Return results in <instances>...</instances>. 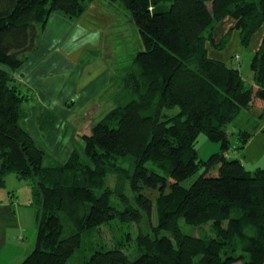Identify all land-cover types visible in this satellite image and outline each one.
<instances>
[{
  "label": "trees",
  "instance_id": "trees-1",
  "mask_svg": "<svg viewBox=\"0 0 264 264\" xmlns=\"http://www.w3.org/2000/svg\"><path fill=\"white\" fill-rule=\"evenodd\" d=\"M92 1L0 0V187L15 174L30 184L37 207L35 246L20 264H70L86 233L115 220L139 224L141 208L149 217L156 208L158 223L137 235L135 258L115 243L74 264H264V168L229 157L253 134L231 125L244 110L264 108V35L252 84L207 48L224 49L233 30L248 48L264 28V0H109L128 11L144 48L118 83L115 108L66 161L46 165L47 151L24 125L28 95L13 72L37 49L53 14L75 21ZM226 18L235 24L217 41ZM201 135L220 143L206 161ZM125 183L139 207L127 203ZM147 189L159 192L156 200ZM182 222L199 235L184 232Z\"/></svg>",
  "mask_w": 264,
  "mask_h": 264
},
{
  "label": "crops",
  "instance_id": "crops-1",
  "mask_svg": "<svg viewBox=\"0 0 264 264\" xmlns=\"http://www.w3.org/2000/svg\"><path fill=\"white\" fill-rule=\"evenodd\" d=\"M54 18L56 19L52 22ZM57 22L71 23L60 15H52L44 32L41 34L37 49L17 71L13 72L15 80L20 85L21 90L28 95L25 101L26 108L29 106L27 109L35 114L30 117L31 119H27V129L39 146L42 144L45 147H50L49 149H53L55 152H58L62 145L60 140H56V136H58L56 132L61 128L59 119L63 120L62 126L65 120L68 121L65 126L64 135L68 126L72 128L74 134L79 132L81 127L76 124L78 120H73L75 124H72L69 120L75 115L79 118L81 115L78 116L77 114H80L82 111L88 112L84 116H91L92 119H98L96 114L100 109L95 111L96 109L93 105L99 101V95H102L101 92L104 93L107 91L106 86L109 85L107 81L110 83L112 81V74L107 69L109 67L108 63L101 55H97L98 60L87 59L84 61V64L88 65L87 67L93 69L88 70L86 68L84 69V65L81 64L85 54L74 58L67 56L59 49V44H55L53 41L54 35H52L53 29H51V26ZM234 24V20L226 18L215 30V39L220 41L233 28ZM218 28L219 35H221L220 38L217 37ZM263 35L264 28L253 37L250 46L245 49L252 50V52L256 53L261 46ZM257 36L260 37L255 42ZM232 39L241 46L235 48L234 51L228 49ZM207 48L214 47L211 44H207ZM241 48L244 47L241 42L240 31L233 30L231 39L225 48L222 50L214 49L225 52L223 61L230 64L232 57L238 55L236 50H241ZM215 55L218 56L217 52H213L212 55L209 54L213 58L217 57ZM104 76L106 78L102 79ZM71 77L73 78L69 80ZM69 85L79 92V101H74V107L68 104L69 99L73 100L74 98L72 97L75 95L74 90L69 93L72 91L69 89ZM61 87L63 88L61 89ZM65 88H67L66 92H64ZM34 92L37 93V100L35 99L36 96L34 97L33 95ZM79 110L80 112H78ZM245 111L247 116L245 122L247 128L251 127L253 136L247 146L242 150L241 157L239 158L244 164H251L253 165L252 169H256L261 167L259 165H261V160L264 158V108L251 107ZM81 118L83 117L79 119L81 120ZM254 122H256L255 125ZM83 127L85 128L84 134L89 133L92 128L89 130L88 123ZM243 130H246V128ZM37 137H39L40 141H44V143L39 144ZM70 144L71 149L65 153L66 157L64 161L67 160L75 147V137L71 138ZM41 147L45 149L43 146ZM28 185L29 183L27 181L20 180L17 176L14 177L10 174L6 177L5 187H0V264H20L35 246L38 229L36 218L37 207L33 203L31 186L27 189ZM231 264L244 263L238 261Z\"/></svg>",
  "mask_w": 264,
  "mask_h": 264
},
{
  "label": "rangeland",
  "instance_id": "rangeland-1",
  "mask_svg": "<svg viewBox=\"0 0 264 264\" xmlns=\"http://www.w3.org/2000/svg\"><path fill=\"white\" fill-rule=\"evenodd\" d=\"M54 15V14H53ZM58 15V14H55ZM54 18L52 22L55 20ZM71 23H64V22H57L51 26L53 29V41L55 44H59V49L66 54L67 56L78 58L80 55H84V59L82 58L81 64L84 65V69L93 70L91 67H87V64H84V61L87 59H97V55H101L102 58L106 59L108 63L109 72L112 74V81L113 83H109L106 86V92L99 95V101L93 105L95 107V111L97 112V118H101L103 115L107 114L109 110L115 108L117 100H115V96L119 93L118 83L121 81L122 77L126 73L125 70L128 68L133 60L134 57L138 54L139 51L143 50V42L141 33L136 25V23L131 19L130 14L122 4L119 2H111L109 0H94L90 4V8L87 13H85L81 18L75 21L69 20ZM51 22V23H52ZM225 23V22H224ZM226 25V24H224ZM225 27V26H224ZM227 30V29H226ZM226 32V31H224ZM219 28L217 30V37L220 38L219 35ZM260 36L256 37L255 42L259 40ZM254 44V42H253ZM255 45V44H254ZM241 47L235 42L233 39L228 46L229 50H235V48ZM208 52L212 55L213 52H217L218 56L214 57L217 60L223 61L224 53L219 50H215L214 48H208ZM240 59H236V55H234L231 59V63H233L234 67L240 69L242 79L246 84H252L253 81V72L251 69V62L254 57L255 52L252 50H246L245 48H241V50H236ZM87 53V54H86ZM211 57V56H210ZM86 58V59H85ZM213 58V57H211ZM236 59V60H234ZM234 60V61H233ZM233 61V62H232ZM98 62V61H97ZM107 65V64H106ZM105 66V65H104ZM104 68V67H103ZM73 77L69 78L72 79ZM106 78L104 76L102 79ZM68 79V78H67ZM101 79V80H102ZM68 80V81H69ZM110 80V79H109ZM111 81V82H112ZM107 83V84H108ZM63 87H61L62 89ZM60 89V90H61ZM69 89L72 90L69 93L75 91V95H73L72 99H69V105L75 106L74 101H79V92L76 91L71 85H69ZM67 91V88L64 89V92ZM68 93V94H69ZM32 95V93H31ZM35 99L37 100V93H33ZM34 99V102H35ZM72 100V101H71ZM33 103V102H32ZM29 106H27L28 108ZM93 107V108H94ZM25 106V109H27ZM81 110V109H80ZM80 110L78 112H80ZM177 109H173L169 113H176ZM27 109V118L24 121V125L28 128L27 119L30 118L34 113H31ZM77 112V113H78ZM88 112L82 111L80 114H77L81 118H77L75 115L71 117V123L78 124L81 129L77 134H74L72 128L69 126L67 127V131L64 133L65 126L68 123L67 120L63 122L62 126V119H59L61 128L56 133V140H60L62 145L60 146V150L55 152L53 149H49L50 147H45L40 143H44V141H40L39 137H37V142L43 146L48 153V158L45 161V164H52L56 161L62 162L64 161L66 154L71 149L70 140L72 137H75V147L74 149H79L84 144L83 139L81 137L84 134L85 128L83 127L86 123H88V128H90L96 124L97 119H92L91 116L87 117L84 116ZM94 114V113H93ZM246 111L244 110L234 121L231 125V130L239 131V129L251 130V127L247 128V124L245 122L246 119ZM31 119V118H30ZM85 119V120H83ZM88 120V122H87ZM255 121V119H253ZM94 123V124H93ZM256 122H254L255 125ZM57 126V124H56ZM58 127V126H57ZM56 127V128H57ZM83 127V128H82ZM90 132V131H89ZM88 133V132H87ZM63 134V135H62ZM253 136V134H252ZM251 136V137H252ZM49 139V137H47ZM233 142L236 145V136H233ZM251 139V138H250ZM45 140V139H44ZM250 141V140H249ZM248 144V143H247ZM247 146V145H246ZM245 146V147H246ZM67 147V149H65ZM236 151L231 150L229 152V157L231 158H239L241 157V152L243 149H237V145L234 146ZM73 148V143H72ZM73 149V150H74ZM198 151L199 156L204 161L208 160L209 157L220 151V143L213 142L209 140L205 135H201L198 142ZM262 168H264V158L261 160L260 163ZM247 168L252 169L253 165L245 164ZM126 167L133 168L132 165L129 163L125 164ZM16 177L14 174H12ZM199 176V173L190 178L188 181L184 183L185 186H190L196 178ZM108 184L110 187L115 188L117 184L116 176L111 174L108 179ZM127 183H125V195L128 197L129 201L127 203L135 206H138V202L136 200V194L130 190ZM30 187V184L27 186ZM20 191V189H19ZM22 192V191H21ZM147 196L151 197L153 200H156L159 196V192L155 190H144L143 192ZM22 198V197H21ZM113 204H118L119 200L113 198ZM123 208V207H122ZM143 211V218L139 224H127L125 222H120L119 220H115L110 224L103 226L101 229L94 230L93 232L86 233L83 236V244L82 248L78 250V252L74 255L70 264L77 263L83 256H91L96 249H111L115 246V243L123 244L126 248L127 253L131 256V258H135L138 254V247L136 244V238L140 231L149 232L151 229L150 222L153 225H157L158 223V215L156 208L153 210L152 216L149 217L146 209L141 208ZM182 228L184 232L191 234V235H199V231L193 228L190 225H186L182 222ZM202 232V231H201ZM200 232V233H201Z\"/></svg>",
  "mask_w": 264,
  "mask_h": 264
},
{
  "label": "built area",
  "instance_id": "built-area-1",
  "mask_svg": "<svg viewBox=\"0 0 264 264\" xmlns=\"http://www.w3.org/2000/svg\"><path fill=\"white\" fill-rule=\"evenodd\" d=\"M236 57H237V58H239V56H238V55H237Z\"/></svg>",
  "mask_w": 264,
  "mask_h": 264
}]
</instances>
